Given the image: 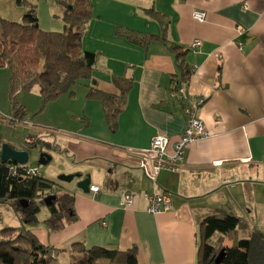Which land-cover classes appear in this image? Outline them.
Returning <instances> with one entry per match:
<instances>
[{
	"label": "crops",
	"instance_id": "0c3cea01",
	"mask_svg": "<svg viewBox=\"0 0 264 264\" xmlns=\"http://www.w3.org/2000/svg\"><path fill=\"white\" fill-rule=\"evenodd\" d=\"M15 4L0 0V17L20 20L25 8ZM11 7L18 10L11 14ZM150 7L167 15L164 29L146 13ZM91 8L85 34L92 31L93 43L86 47L82 39L83 49L95 54L92 82L87 83L115 94L113 76L129 78L132 85L113 130L100 103L86 97L85 85L80 119L70 115L80 123L73 131L58 129L64 126L46 129L31 116L24 118L27 125H11L27 130L25 139L29 135L44 140L42 134L58 141L59 149L73 161L60 172L80 173V178L89 177L90 185L99 187L97 193H85L75 183L56 180V189L74 193L76 219L58 232L45 224L30 229L42 243L62 249L79 241L117 249L135 246L140 264H195L200 223L211 214L236 215L264 237V0H91ZM194 10L205 13L202 21L193 18ZM117 27L154 39L142 47ZM195 41L200 44L193 46ZM170 43L185 50L189 76L183 85L184 100L170 92L171 78L178 71ZM8 79V70L0 67V111L12 117ZM32 91L39 94L36 86ZM26 92L17 93L18 103L29 113L39 110L40 95ZM199 98L203 103L196 114L207 136L186 147L182 168L161 169L151 180L141 160L122 149L147 148L159 134L167 137L166 151L171 153L186 126L183 107ZM44 142L52 147V139ZM121 191L138 195L132 207L119 206ZM153 192L169 196L167 210L146 211L142 194ZM241 234L222 237V245H232Z\"/></svg>",
	"mask_w": 264,
	"mask_h": 264
},
{
	"label": "trees",
	"instance_id": "16d2710c",
	"mask_svg": "<svg viewBox=\"0 0 264 264\" xmlns=\"http://www.w3.org/2000/svg\"><path fill=\"white\" fill-rule=\"evenodd\" d=\"M52 1L62 11L63 27L59 31L41 29L36 7L27 0H15L16 5L25 8L20 20L0 17V67H5L9 72L8 99L13 110L12 117L2 114L0 121L10 125L29 123L24 119L27 115L25 107L15 99L19 91H30L37 86L40 111L47 103L63 94L72 96L74 86L80 84L87 86V98L100 103L107 126L113 130L117 126V117L124 106L132 81L124 76H113L112 82L118 89L117 94L88 84L87 81L92 82L95 54L83 49L82 39L92 17L91 0ZM146 13L157 20L163 29L169 23L167 15L154 7L146 9ZM117 31L142 47L148 45L150 39H154L151 35L126 27H117ZM168 47L175 51L178 70L171 78L170 92L184 100L185 92L179 91L184 88L189 76L183 60L185 50L174 43H170ZM24 144L27 148L39 144L42 148L50 147L48 142L29 135ZM28 166L35 167L27 163ZM58 183L40 174L29 175L19 164L0 161V202L20 203L23 200L29 203L24 219L30 222L38 221L36 215L39 213V205H45L48 216L43 222L53 232L62 230L65 224L76 219L74 193L56 189ZM51 195L55 199L45 204L44 198ZM21 228L22 230L9 227L0 229V264H62L64 255L69 257V264H100L101 260L106 264H140L135 246L117 249L102 245L86 246L79 241L73 242L68 249H62L42 243L25 225ZM199 232L195 264H212L222 249L219 264H264V237L250 229L248 223L236 215H207L200 223ZM235 232H241L242 236L230 246L222 245V237Z\"/></svg>",
	"mask_w": 264,
	"mask_h": 264
},
{
	"label": "rangeland",
	"instance_id": "374dc122",
	"mask_svg": "<svg viewBox=\"0 0 264 264\" xmlns=\"http://www.w3.org/2000/svg\"><path fill=\"white\" fill-rule=\"evenodd\" d=\"M31 4L35 5L38 23L41 29L44 30H52V31H59L63 27L62 15L61 11L58 9L57 5L55 6L52 4L51 0H27ZM16 5V4H15ZM18 6V5H16ZM48 8V10H47ZM14 7H11L9 13H13ZM85 46L89 47L90 44L93 43V35L90 29L87 30L86 34L83 37ZM91 41V42H90ZM84 86L76 85L74 86V94L72 96L62 95L60 99L57 101H51L48 104V109L43 111H34L30 112L27 111V118L31 116L34 123L44 127L46 129H57L58 127L64 126L65 128H58L63 131H73L75 127L79 126L80 123L78 122L80 119L79 109L81 108V103L84 96ZM37 88V86H36ZM24 94H35L33 91L31 93L26 92ZM37 98H39V94H35ZM17 96L15 99L17 100ZM36 98V103H37ZM40 107V105H39ZM44 109V108H43ZM73 113L77 114L79 119L75 118L74 116H70ZM5 117H10L6 116ZM16 123V122H15ZM76 125V126H75ZM17 126V125H16ZM69 129V130H68ZM28 132L24 128L15 127L11 125H6V123L0 122V141L3 143H10V145L14 146L18 150L22 147L28 151V164L31 166H35L38 169V173L43 177H51L53 180H59L58 177L63 173L60 172V167H72L73 161L69 159L65 155L67 153L64 152V149L60 148L59 142L53 141V138H50L46 135H40L43 137L44 140L52 139V147L48 148L52 156L50 162L47 164L41 165L37 163L39 155L41 152H45L46 149L42 148L41 145H36L30 148H27L24 144L25 136H27ZM48 153V152H46ZM71 158V157H70ZM69 160V163L67 160ZM73 174V173H72ZM69 184V183H68ZM73 184V181L70 183ZM39 200V199H37ZM36 202L39 204V202ZM29 203H18L16 201H6L0 202V229L4 227L9 228H17V230H22L21 227H28L29 229L32 226H44L43 220L48 216V209L45 205L40 204L39 213H37L36 217L38 221H29L26 218L24 219L26 209ZM23 218V219H22ZM31 219V218H30ZM35 228V227H34ZM31 230V229H30ZM14 234V233H11ZM104 261V260H101ZM62 264H69V257L63 256Z\"/></svg>",
	"mask_w": 264,
	"mask_h": 264
},
{
	"label": "built area",
	"instance_id": "2783aa9c",
	"mask_svg": "<svg viewBox=\"0 0 264 264\" xmlns=\"http://www.w3.org/2000/svg\"><path fill=\"white\" fill-rule=\"evenodd\" d=\"M193 18L198 21H202L205 17V13L201 10L193 11ZM200 41H195L193 46H198ZM180 93H184V88H180ZM203 103V98H199L191 106L184 107V113L187 116L186 126L183 132L180 134L179 138L173 144V150L171 153L166 151V146L168 143L167 137L163 135L156 134L151 140L147 148L143 149H132L124 148L122 152L126 155L134 156L141 160L142 168L148 178L151 180L155 179L156 174L161 169H169L172 171H177L182 168L184 164V155L186 147L194 142L195 140L204 138L207 136L201 120L196 114L198 106ZM2 113L0 112V118ZM26 122H23L24 124ZM17 124V123H16ZM23 170L29 175H38V170L35 167H27L26 164H19ZM88 190L92 193H97L99 187L97 185H89ZM138 195L128 191H121L119 194V206L122 208L132 207ZM142 197L147 201L146 211L151 214H158L163 210L169 208V196L162 192H153L151 194L143 193ZM102 225L106 224V221H101Z\"/></svg>",
	"mask_w": 264,
	"mask_h": 264
},
{
	"label": "water",
	"instance_id": "95a60500",
	"mask_svg": "<svg viewBox=\"0 0 264 264\" xmlns=\"http://www.w3.org/2000/svg\"><path fill=\"white\" fill-rule=\"evenodd\" d=\"M51 160V156L46 152H41L39 158L37 160L38 164L44 165L47 164ZM0 161L7 162L10 161L15 164H26L28 163V151L27 150H18L11 147L8 143H2L0 147ZM80 173L74 174H62L58 177L59 181L66 183H75V187L81 189L83 192H88V187L90 185L89 177L80 178ZM75 179H77L75 181ZM55 199L54 195L47 196L44 198L45 204H49L51 201ZM20 203H26L23 200L19 201ZM223 255V249L217 254L212 264H219Z\"/></svg>",
	"mask_w": 264,
	"mask_h": 264
}]
</instances>
